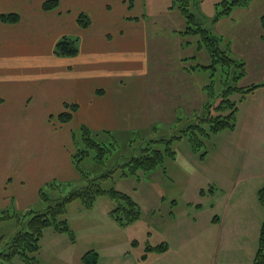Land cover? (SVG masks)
Instances as JSON below:
<instances>
[{
	"label": "crops",
	"instance_id": "crops-1",
	"mask_svg": "<svg viewBox=\"0 0 264 264\" xmlns=\"http://www.w3.org/2000/svg\"><path fill=\"white\" fill-rule=\"evenodd\" d=\"M43 1L37 0L36 4L41 7ZM69 1L58 0L55 9L43 10L50 15L47 19L34 18L31 13L20 16L17 12L19 21H0V209H30L39 202L38 191L46 181L75 176L70 156L73 145L69 135H59L69 121L60 122L57 118L65 102L76 103L80 121L94 131L132 128L120 123L124 117H130L135 125L141 118L143 123H149V117L145 116L147 108L160 109L170 103V109H160V113L165 110L167 117L166 113L182 106L187 98L198 99L200 95L186 82L182 68L152 71L150 81H140L139 76L146 71L145 52L140 63L137 58L132 59L135 44L145 35L138 14L152 21L148 8L145 13L143 0H128L131 9L125 0H117L112 15L106 13L111 10L106 0H88L86 5L77 6L75 12L64 8ZM0 4L3 6L1 0ZM169 4L167 0L165 7H159L153 2V8H169ZM19 7L31 10L35 4L24 0ZM84 11L90 14L91 24L81 28L76 18ZM262 15L264 0H252L248 6L237 7L230 16L214 22V30L230 39L233 54L245 58L247 77L255 76L253 83L264 76ZM221 21L229 24L220 25ZM48 27L49 31L43 32ZM65 33L78 38L77 53L57 56L54 44ZM43 45L46 46L42 48ZM245 135L238 132L232 136L236 150L224 147L222 154L245 156L252 141L246 140ZM249 167L258 168L259 172L240 176L239 170L219 161L215 163L211 192L219 189L221 195L209 198L213 209L210 223L219 250L232 254L245 252V258L250 256L248 239L260 227L262 207L257 198L255 201L249 198L245 187L264 178V168ZM198 233L194 231V239ZM182 239L185 240L177 232L178 244H183ZM244 257H239L243 263Z\"/></svg>",
	"mask_w": 264,
	"mask_h": 264
},
{
	"label": "rangeland",
	"instance_id": "rangeland-1",
	"mask_svg": "<svg viewBox=\"0 0 264 264\" xmlns=\"http://www.w3.org/2000/svg\"><path fill=\"white\" fill-rule=\"evenodd\" d=\"M23 1L1 0L3 6L0 4V11H14L18 12L20 16L31 13L34 18L40 16L47 19L50 16L43 11L47 9L40 7L41 4H36L37 0H30L32 5L35 4V8L31 10L19 7ZM106 1L108 9H111L106 13L112 15L116 10L117 0ZM166 1L143 0L146 8L145 13H148V8V14L151 15L152 21L150 22L147 18L143 19L138 14V21L141 22L145 35L135 44L136 50L132 51V59L137 58L140 63L145 52L143 56L145 57L146 71L139 76L142 82L145 79L150 81L153 77L152 71L182 68L185 71L183 76L186 82L190 83L193 91L196 90V94L199 91V98L192 100L187 98L182 106H177L171 110L172 112L166 113L167 117H164V112L166 108H171L170 103L161 105L163 107L159 105L160 109L165 108L162 113L156 107H149L145 113V116L149 117V123H143L141 118L135 125L134 120H130V117L121 118L120 123H127L132 128L114 127L111 130L113 137H104L103 133L93 132L92 137L98 142L109 143L114 140L117 149L108 154L102 163L96 162L92 157L93 152L89 150L88 154L79 161V169L74 168V177L51 179L58 182V186L54 188H52L53 185L46 186L50 180L46 181L44 187L48 193L47 196L59 198L68 191L87 183L80 175L82 171L94 177L116 166L111 175L95 179L105 191L96 195L88 207L79 200H73L67 205L65 214L59 216L66 218L72 229L73 241L66 233L55 232L51 226L43 230L39 241V250L35 253L41 264H83L81 256L88 250L97 252L95 264H251V255L254 254L257 245L258 222V228L248 239L250 256L245 258L244 256L247 255L245 252L232 254L226 253L224 250L221 251L217 244L215 229L211 228L210 217L213 216V209L209 198L221 195L219 189L212 193L210 188L214 184L212 166H215L218 161L224 166L239 170L240 176L249 172L252 174L259 172L258 168L252 169L249 166L264 168V131H262L264 130V86L261 87L264 84L263 75L257 81L262 85L259 84L253 92L247 93L242 101H237L236 124L233 129L210 133L198 150H193L187 136L175 139L172 142L175 155L173 158L165 159L163 169L159 166L150 172L138 171V177L132 174L125 177L120 176L121 169L125 168L120 165L124 164L129 157L140 155L141 148L148 144L158 147L159 143L152 140L169 138L178 134L181 128L192 122L193 112L198 114L203 112L202 105L207 98L204 86L209 80L211 69L192 70L191 65L208 64L209 56L204 49L196 48L194 41L198 38L197 35L184 36L179 33L184 29L185 22L176 8L175 0H168L169 8H153V2L159 7H165ZM217 1L219 0H190L188 8L196 15L200 25L208 31L222 35L221 32L218 33L214 30L216 29L215 23L210 21L215 12L214 4ZM87 3L88 0H70L64 8H69L68 12H75L77 6L81 7ZM125 3L131 9L132 5L128 4V0H125ZM82 13L89 18L88 27L91 24V16L86 11ZM228 22L227 24H229ZM222 23L225 21H221L220 25ZM227 24L225 23V26ZM79 26L86 27L81 24ZM47 30L49 31V27L45 28L43 32ZM21 32H24V29ZM62 36L76 37L72 33H65ZM222 37L226 41L223 43L228 42L232 51L230 39L226 36ZM44 46L46 45H43L42 48ZM235 57L246 61L245 58ZM43 58H45V54H43ZM213 73L211 78L214 80V91L212 97L210 96V102L215 104L220 99V92L227 84L225 80L231 84L234 81H232V73L230 75L220 66H217ZM254 79L255 76L247 77L245 68V75L236 84L246 86L255 82ZM132 81L133 79L128 84L125 83L129 86ZM169 87H171L170 84ZM231 97L238 100L239 94L232 93ZM66 109L69 107L64 106L62 110ZM76 109H70L72 117L59 131L61 136L69 135V142L72 145V133L78 141L79 128L82 125L80 114L77 115ZM248 126L250 128H247ZM238 132L245 133L246 140H252L248 146L250 151L247 150L248 153L245 156L234 153L223 155L224 147L236 150L232 136ZM226 160H231V163H227ZM229 173L234 175L235 172L230 170ZM262 185H264V178H259L251 187H245L249 198H253L255 201L257 189ZM113 187L129 194L137 203L139 218L130 225H121L109 215V210L114 207L115 201L110 197L108 189ZM214 195L215 197H212ZM37 198H39L38 195ZM41 202L34 204L30 209L42 208ZM26 211H17L19 212L17 214L21 216L20 219L16 218V214H14L9 219L0 220V235L4 240H9L19 225L26 223L29 217ZM260 213L262 219V207ZM194 231H199L196 239L193 237ZM177 232H179L180 238L182 235L185 238V240L182 239L183 244H178ZM166 240L171 246L170 250H168L169 245ZM158 244H165L167 248L163 252L146 250V246ZM219 246L221 248V243ZM239 257H244V263ZM3 264H24V262L19 257H15L11 262Z\"/></svg>",
	"mask_w": 264,
	"mask_h": 264
},
{
	"label": "trees",
	"instance_id": "trees-1",
	"mask_svg": "<svg viewBox=\"0 0 264 264\" xmlns=\"http://www.w3.org/2000/svg\"><path fill=\"white\" fill-rule=\"evenodd\" d=\"M252 0H219L215 2V12L210 21L216 22L221 17L230 16L233 9L237 7H246ZM190 0H175L176 8L184 19V29L179 31L181 35H197L194 43L198 50L204 49L209 56L208 64L196 63L191 65L192 70H204L210 68L209 80L204 84V91L207 94L206 100L203 102V112L198 114L193 112L192 122L181 128L178 134L172 135L169 138H159L152 140L158 142L159 145L151 146L148 144L141 148L142 153L137 156H131L128 160L120 165L125 167L121 169L120 176H130L131 174L138 177L139 172H150L157 167H163L165 159L173 158L175 150L173 149L172 142L175 139H179L183 136H187L193 150H198L201 144L203 145L204 139L208 138L210 133H218L222 130L233 129L236 124V111L237 101H242L247 93L254 90L256 86L262 83H251L246 86L236 84L238 80L245 75V62L236 58L230 50V45L223 43L222 35L208 31L202 25H200L198 18L192 13L188 6ZM58 4V0H44L42 2L43 9L55 8ZM19 20V14L14 11L0 12V21L2 22H17ZM77 21L82 26H87L89 18L86 14L80 12L77 17ZM260 24L264 29V15L260 16ZM77 37L62 36L59 38L53 48V52L57 56H72L77 53ZM226 42V41H225ZM220 66L230 75L232 73V81L225 85V88L220 92V99L217 103H211L210 98L214 91V80L211 76L214 74L213 70ZM187 71V70H186ZM232 93H238V100L231 97ZM211 96V97H210ZM69 109L62 110L57 114V118L60 122H66L70 120L72 112L76 109V103L64 104ZM80 136L77 141L76 137L72 133L73 139V151L71 152V162L73 167L79 169V161H81L90 151L93 152V159L96 162L102 163L105 157L116 150L115 141L112 140L109 143H102L96 141L92 135L103 133L104 137H113V132L108 129L101 131H93L85 125H81L79 128ZM115 136V135H114ZM81 144V145H79ZM116 166L105 170L99 176L91 177L86 172H81L80 175L83 180H86V184L79 186L77 189L68 191L61 195L59 198H50L45 191V184L39 188L38 196L39 201L43 207L37 210L27 209L26 214L29 217L26 223L19 225L15 233L9 238L4 240L0 235V264L11 262L15 257H19L24 264H41L35 253L39 250V241L43 234V230L49 226L55 232L66 233L70 240H74L72 229L67 223L64 215L67 205L73 200H79L81 203L88 207L92 200L105 191L100 186L96 178H105L111 175ZM163 169V168H162ZM53 185L52 188L58 186V182L50 180L47 185ZM211 188V186H210ZM110 197L115 201L113 208L109 210V215L121 225H129L139 218V208L137 203L130 197L129 194L116 190L114 187L108 189ZM257 199L263 208V216L261 219L257 246L252 258V264H264V185L257 189ZM11 209H0V220L9 219L15 215L16 218H21L19 212ZM20 223V222H19ZM167 248V245H155L146 246V250H152L157 252H163ZM143 258V257H142ZM83 264H95L97 260V252L93 250L86 251L81 256Z\"/></svg>",
	"mask_w": 264,
	"mask_h": 264
}]
</instances>
